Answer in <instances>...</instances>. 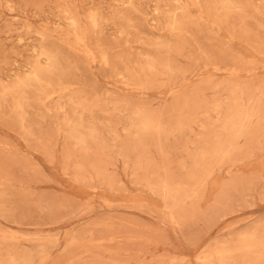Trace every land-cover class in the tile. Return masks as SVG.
Instances as JSON below:
<instances>
[{
    "label": "rangeland",
    "instance_id": "obj_1",
    "mask_svg": "<svg viewBox=\"0 0 264 264\" xmlns=\"http://www.w3.org/2000/svg\"><path fill=\"white\" fill-rule=\"evenodd\" d=\"M0 264H264V0H0Z\"/></svg>",
    "mask_w": 264,
    "mask_h": 264
}]
</instances>
